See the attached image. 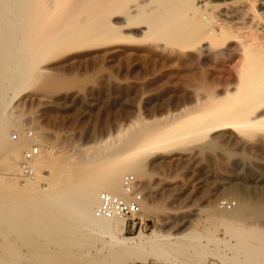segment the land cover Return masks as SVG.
Here are the masks:
<instances>
[{
    "label": "bare ground",
    "instance_id": "obj_1",
    "mask_svg": "<svg viewBox=\"0 0 264 264\" xmlns=\"http://www.w3.org/2000/svg\"><path fill=\"white\" fill-rule=\"evenodd\" d=\"M237 15L241 22L233 20ZM257 32L264 39V0L221 4L212 0H0V264H66L69 245L79 244L73 226L78 222L92 235L106 236V243L114 250L100 258L76 259L75 264H112L118 251L125 254L137 250L140 254L146 244L154 245L157 257L170 264H179L183 243L193 250L196 246L205 250L200 233L190 225L172 236L152 230L146 241L142 233L124 235V219L94 215L96 195L103 190L123 196L122 175L130 173L139 182L147 174V159L185 150L193 140L215 148L216 143L209 140L214 132L250 134L264 129V43ZM228 39L236 41L242 56L237 66L240 81L234 92L213 95L198 112L181 110L168 120L121 125L116 135L99 137L90 146H78L77 155L74 149L53 155L51 146L45 145L39 134L28 140L23 133L15 141L9 134L20 125L7 108L35 73L39 74V64L44 61L71 50L147 40L186 44L215 57L225 54L221 46ZM10 91L13 95L9 99ZM199 104L204 102L195 101L191 107ZM30 141L39 144L41 151L32 162L33 178L20 181L16 175L18 161ZM197 155L181 158L190 162L197 160ZM41 168H45L44 173ZM198 182L203 184L204 179ZM246 186L226 188L238 204L233 201L228 210L214 206L212 218L226 225L228 235L235 238L237 246L228 244L233 252L228 258L232 264H264L261 223L238 224L264 216V199L258 197L261 190ZM250 193L255 194V203L250 202ZM155 208L142 200L138 217L143 220ZM39 238L44 239L43 245L36 244ZM51 245L63 253L55 254ZM23 246L32 250L22 252Z\"/></svg>",
    "mask_w": 264,
    "mask_h": 264
},
{
    "label": "rangeland",
    "instance_id": "obj_2",
    "mask_svg": "<svg viewBox=\"0 0 264 264\" xmlns=\"http://www.w3.org/2000/svg\"><path fill=\"white\" fill-rule=\"evenodd\" d=\"M224 1L233 3L234 0H212V3ZM235 17L233 20L241 22L240 16V19L238 15ZM257 34L260 33H256L259 40L263 39L262 34ZM261 41L264 43V39ZM235 43L234 39H228L221 46L225 54L215 57L206 56L198 47L163 40L108 43L68 51L40 63L39 74L35 73L12 99L7 113L18 120L20 128L10 129L9 134L15 141L21 134L32 131L35 138L39 134L41 140L46 141L44 144L51 146L53 155L59 150L66 154L75 150L77 155L79 147L90 146L99 137L116 135L119 127L137 120L156 122V118L168 120L181 110L187 114L198 112L215 94L225 96L226 91H235L240 81L237 66L242 60ZM12 95L10 91L7 96L10 99ZM195 101L204 104L191 107ZM255 131L250 134L223 131L225 136L220 131L214 132L209 140L216 143L215 148L193 140L185 150L147 159V174L139 183L143 201L157 208L143 220L138 217L128 220L127 224L125 221L122 233L126 236L142 233L146 241L152 230L159 235L172 236L190 225L200 233V242L206 251L201 246H196L194 251L183 243L179 264H225L224 260L232 264L228 258L233 252L228 244H235V238L228 235L227 226L215 221L212 214L220 199L238 204L234 194L226 189L228 187L247 184L250 189H260L262 194L258 197L264 199V129ZM26 138L35 139L27 135ZM26 148H22L21 153ZM193 154H198L197 160L189 162L181 158ZM1 167L0 162V172L3 171ZM41 172L44 173L45 168H41ZM201 178L203 184L198 182ZM248 196L250 202H256L254 193ZM263 220L264 216L250 217L236 223L247 225L251 222L255 226L261 223L259 235L262 236ZM74 224L79 244L69 245L65 254L69 259L64 263L75 264L74 260L79 258H100L114 250L107 244L106 236L92 235L84 225ZM43 240L37 239L36 244L43 245ZM17 244L22 243L17 241ZM52 246L50 250L55 254L63 253ZM152 246L146 244L138 251L140 254L137 250L125 254L118 251L111 263L170 264L160 260ZM27 249L32 250L23 246L22 252ZM203 252L205 255L201 257Z\"/></svg>",
    "mask_w": 264,
    "mask_h": 264
},
{
    "label": "built area",
    "instance_id": "obj_3",
    "mask_svg": "<svg viewBox=\"0 0 264 264\" xmlns=\"http://www.w3.org/2000/svg\"><path fill=\"white\" fill-rule=\"evenodd\" d=\"M25 133L28 137L32 139L35 138V133L32 131H27ZM48 149H50V147H48ZM40 151L41 147L36 142H32L22 151L18 161V172L16 174L20 181L33 178L34 170L32 168V162ZM121 190L123 196H117L108 191H98L96 195V204L93 208L94 215L102 218L116 217L124 219L126 224L128 220L138 218L140 203L143 200V192L140 183L132 174L126 173L121 177ZM218 202L221 208L227 210L234 204L230 199H220ZM132 223V226H134L135 222Z\"/></svg>",
    "mask_w": 264,
    "mask_h": 264
}]
</instances>
